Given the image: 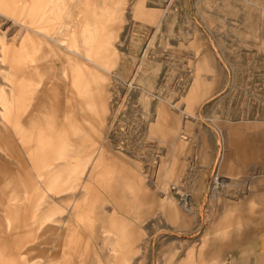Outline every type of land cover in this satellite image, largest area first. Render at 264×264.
<instances>
[{"label":"rangeland","instance_id":"374dc122","mask_svg":"<svg viewBox=\"0 0 264 264\" xmlns=\"http://www.w3.org/2000/svg\"><path fill=\"white\" fill-rule=\"evenodd\" d=\"M37 1V26L54 38L38 39V56L29 54L33 49L13 50L12 44L13 56L6 57L0 48V92L10 91L5 77L19 62L26 96L19 105L26 114L17 128L13 106L0 100V264L168 263L175 256L164 253L167 245L162 247L165 240L160 238L170 232L160 218L164 201L173 206L180 202L183 218L198 222L194 230L200 232L210 219V205L199 204V198L207 197L206 183L216 182L218 176L246 186L264 179V0H143V10L150 11L151 18L134 11L140 0H80L84 3L77 6L75 0ZM4 6L11 18L0 17V45L2 39L13 42L28 32L21 27L28 10L12 13L10 4ZM82 37L87 38L86 47ZM68 43L76 52L101 49L102 57L105 51L116 57L106 76V113L98 133L71 127L68 136L61 127L69 82L62 58L73 59L65 48ZM197 71L204 84L191 103L190 116L181 118L182 148L172 153L174 170L164 177L170 146L162 132L152 130L156 107L163 104L166 114L177 119L181 112L176 108L184 107ZM37 73L45 77L34 98L29 86ZM53 93L59 95L55 100ZM95 114L84 109L72 117H82L89 130ZM234 125L242 130L229 139ZM46 129L51 132L48 137ZM48 138L50 143H68L62 153L69 156L70 166L63 168L69 174L72 165L80 169L84 156L99 144L89 141L105 146L93 167L85 168L76 189L58 194L76 181L45 182L56 199L47 203L40 181L48 159L41 144ZM70 143L82 147L75 151ZM236 149L243 157L233 155ZM211 150L218 156L207 157ZM220 151L225 159L219 166ZM235 164L237 173L230 171ZM123 166L140 172V186L128 187ZM60 168L52 161V173ZM34 181L38 190L30 184ZM114 182L120 187L109 188ZM187 198L195 199L196 207H185ZM51 216L55 220L47 221ZM108 220L119 221V235L108 227Z\"/></svg>","mask_w":264,"mask_h":264},{"label":"crops","instance_id":"0c3cea01","mask_svg":"<svg viewBox=\"0 0 264 264\" xmlns=\"http://www.w3.org/2000/svg\"><path fill=\"white\" fill-rule=\"evenodd\" d=\"M34 1L37 3V0ZM95 1V4H99L101 2V0ZM24 2H26V0ZM74 3L77 6L79 4H83L84 2L82 3L80 0H75ZM34 21L36 23V29L44 32L45 34V36H38L39 39L54 38L53 36H50L48 32L41 30L39 26H37L36 19ZM40 49L41 47H38L36 51H32L29 54L38 56ZM44 77V74L38 75L36 77L37 80L33 78L36 80V84L34 82L29 86V93L30 95H34V98H37L34 92L42 88ZM203 84L201 75H199L197 71L196 77L192 81L188 90L189 93L185 97L184 107H180L178 104L176 108L181 112L177 119H171L166 114L163 104L160 103L156 107V126L154 128L152 127V130L157 129L162 132L166 138H168L170 146L168 149L170 152L169 162H167L164 171L162 172L164 177L168 171L173 172L174 170V162L171 154L182 148L180 137L184 124H182L181 118L185 115L190 116L191 103L198 97L197 90L199 87H202ZM24 87L25 85L23 84V88ZM27 88L28 87H26V89ZM38 100L43 103L41 98ZM24 112L26 114L25 110ZM29 114L30 119L32 120L31 110ZM78 118L80 119L82 117ZM94 119L88 122L89 130H86V128L83 127V124L80 125L81 130L88 133H98L97 126L94 124ZM33 121L40 124L39 129H43L40 119ZM51 123L50 118H48V127L51 126ZM59 123L60 119L57 120L58 125ZM241 130V126H231L230 131L227 133V138L230 139L231 136L239 135ZM45 131L48 137L51 132L48 129ZM89 142H99V144H101L100 141L96 139ZM99 144L94 151L92 150L84 156L83 164L80 169H78L77 165H72L74 166L73 169H70L72 174L67 173V169H63L67 165L70 166L68 164L69 156L67 157L66 153H62L67 149L68 143H50L48 138L47 143L43 142L41 144L42 149L39 148L37 151L40 149L44 150V148L48 150V157H46V159H48L43 163L46 171L43 174V181H40V187L42 192L45 194V200L47 203L50 201L53 202L56 199L55 196L49 192L52 187L47 189L45 182L51 184L60 179H64V181L66 180L67 183L70 180L76 181L75 183H70L66 186L65 190L57 191L58 194L59 192L63 194L64 191L66 192L68 190L76 189L81 175L86 174L85 168L91 169L93 167L95 158L100 154L102 147L105 146L104 142H102V145ZM72 145L73 144H71V146ZM81 147L82 144L80 147L73 145V147L70 148L78 151ZM234 152L235 153H233V155L243 157L240 150L236 149ZM77 153L78 152L74 153V155H71L70 157H75ZM220 155H222V158L219 166L225 159V156L221 154V151ZM206 156H218V154L215 150H211L206 153ZM88 158L91 160V163L88 162ZM52 161L55 164H59V167H61L56 173H52ZM240 161H242V158ZM238 166V164H235V168L230 171H235L236 173L239 172ZM122 172L128 179H130L129 188L141 185L142 175L137 169L123 166ZM225 172H227V170H225ZM164 177L162 180L165 179ZM30 184L38 190L36 181L33 183L30 182ZM120 185V182H114L108 187L113 189L114 187H120ZM126 185H128V183ZM205 190L207 191V197L199 198V204L206 203L210 205V219H208L209 222L207 228L200 232H195L194 230L198 222L193 223L183 218L182 206L180 205V202L174 203V201H170V203L175 204L174 206L169 204L167 205L166 201L163 202L165 210L160 214V218L165 220V226L168 230H170V232H167L165 237L161 236L160 238L162 241L165 240L162 247L167 245L166 249H164V253H167L169 256H175L174 258L172 257V259H169L168 263L165 262L164 264H264V179L256 180L250 186H246L244 181L237 179L227 180L225 182L220 179V182L217 183L212 180L211 182L206 183ZM190 196L191 195H189V197ZM194 201L195 199L190 198L188 204L196 207L197 203L195 205ZM52 219L55 220V217L51 216L47 219V221ZM61 220L64 221L63 218ZM107 223L108 227H110L114 233L119 235V221L108 220ZM111 243L114 244V241Z\"/></svg>","mask_w":264,"mask_h":264},{"label":"bare ground","instance_id":"6f19581e","mask_svg":"<svg viewBox=\"0 0 264 264\" xmlns=\"http://www.w3.org/2000/svg\"><path fill=\"white\" fill-rule=\"evenodd\" d=\"M24 1L25 0H0V17H2L4 20L11 18L10 15H7L5 12L6 11V6H4L5 3L11 5L8 7V9L10 10L13 9L12 13L19 12V14H23V13H26L25 12L26 10H28L27 12L28 20L25 23H21L17 20H13V22L19 25L21 23V27L24 28L26 31H28L26 36L20 38L19 40L18 39L13 40V42L6 41L4 39L1 40L0 48H2V53L6 57L13 56L12 51H11L13 46L16 47V49H13V50H17V51L24 50V49L25 50L33 49V51H36V49L38 48L37 45L39 44L38 36H45L44 32L37 30L35 27L34 20L36 16L37 17L40 16L39 14L40 9L36 8L37 7L36 1L34 0H26V2ZM134 11L137 14H139V16L144 17V18H148V17L151 18L150 16H152L149 14L150 11L148 12L146 10H143V0H140L139 2L136 3L134 7ZM113 34H114V30H111V32L109 33V39H110V36H112ZM82 38H81L82 40L81 44L85 46V44L87 43L85 42L87 38H83V39ZM52 41L59 46L61 45L56 40H52ZM106 43H108L107 40H105V44ZM12 44L13 46H11ZM72 47H73L72 43H68L65 48L67 52L72 54L73 59L70 57V55H63V58H62L63 62H65L64 76L69 79V82H67L68 84L64 83L67 85H66V90L64 93L66 95L65 103L64 104L62 103V105H64L63 106L64 116H63V123L61 127L63 129L64 134L68 133V136H69V133H72V132H69L71 127L73 128L75 127L76 129H78L77 131L83 132V130H81L80 128V125L83 124V118L79 119L77 116L84 109L85 110L90 109L92 110V112L96 113L94 124L95 126H97L98 131L101 129L102 124L104 122L105 113H106V110H105L106 105L104 101L105 95H106L104 85H106L108 81V77L106 76L107 74H109V70L111 69V67H113L116 63V57L112 54L110 57L108 52L105 50H104L105 53L103 52L104 55L102 57L100 53L101 49H99V51H96V52L91 51L87 53V51L85 50L76 52L73 50ZM13 65L14 66H12L13 69H11V73L10 74L8 73L6 77L4 76L8 82V85L10 86V91L8 92V94H4L0 92V100L7 104L9 102L10 105L13 106V111L15 112L13 114L16 117L15 128H17L23 124L22 120H23V116L25 115V112L24 110H21L19 108V105H20V102H22L26 98V96H25V91L23 88V84H24L23 70L22 68L19 67V62L13 63ZM97 70H99L100 72H98ZM102 72H104V74ZM34 94L38 96L39 91L37 90L36 92H34ZM51 95H52L51 97H53L54 100L57 99V97L59 96L56 93H53ZM88 97L93 98L92 99L93 103L92 101L91 103H87ZM94 99H95V102H94ZM61 100L63 101V99ZM45 105L49 106L48 103ZM55 112L57 111L55 110ZM55 112L53 113L54 115H55ZM73 112H76V114L78 113L76 118L72 117ZM76 129L74 131H76ZM65 138L67 139L68 137H65ZM218 178L219 176L216 177L217 181L215 183L220 182V179ZM188 201H189V198L185 199V202L183 204L185 207ZM188 211L191 214L190 209Z\"/></svg>","mask_w":264,"mask_h":264}]
</instances>
